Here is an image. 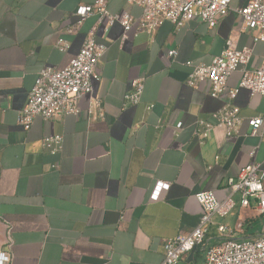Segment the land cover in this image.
Listing matches in <instances>:
<instances>
[{"label":"crops","instance_id":"1","mask_svg":"<svg viewBox=\"0 0 264 264\" xmlns=\"http://www.w3.org/2000/svg\"><path fill=\"white\" fill-rule=\"evenodd\" d=\"M92 1L0 0V252L9 255V264H160L164 241L197 226L196 193L211 191L221 201L240 168L253 161L264 170V136H251L248 125L264 115V97L245 89L232 100L227 92L211 97L208 82L187 84L185 65L211 63L229 41L250 48L247 68H257L264 60V42L253 41L257 32L229 12L213 27L193 19L145 33L134 25L122 41L121 26L107 28L97 16L76 26L75 10ZM244 3L230 0V7ZM106 6L133 19L142 12L127 0H107ZM90 35L107 48L99 80L78 102L81 116H36L22 129L17 115L39 71L65 68ZM60 38L65 51L56 47ZM172 50L176 55L169 57ZM240 78V71L232 73L227 90ZM134 79L143 83L136 104L124 99ZM225 105L239 110L234 135L212 128L198 137L200 122L214 125L213 115ZM51 135L62 136L56 153L42 146ZM159 183L169 186L154 200ZM235 199L204 245L177 264H202L205 249L222 241L217 224L234 230L237 240L264 231L250 232L264 217L255 202L242 207Z\"/></svg>","mask_w":264,"mask_h":264},{"label":"built area","instance_id":"2","mask_svg":"<svg viewBox=\"0 0 264 264\" xmlns=\"http://www.w3.org/2000/svg\"><path fill=\"white\" fill-rule=\"evenodd\" d=\"M141 8V16L133 19L128 13L111 14L107 10V0H93L90 5L77 7L74 15L78 18L76 26L90 16H97L99 21L105 20L107 28L118 24L123 29L121 40L127 39V33L136 25L137 31L152 33L164 22H170L181 27L193 19H199L208 26L217 24L220 17L229 12L240 16L243 27L250 32H257L253 41L264 42V0H245L240 8L232 9L230 0H127ZM56 47L65 51L67 46L63 39H58ZM106 45L97 43L92 35L84 42L79 52L69 64L56 70L45 67L39 71L34 86L28 93L24 107L17 115V124L28 130L32 119L36 116L44 120H53L64 115L81 116L78 102L83 95L91 94L92 82L99 80L98 62L106 51ZM252 51L248 47L235 48L227 41L223 51L209 64H192L186 62L190 69L187 84L195 87L199 83L208 82L211 87V97H217L227 92L229 99H234L239 90L245 89L250 96L264 97V60L254 69H248ZM176 51L168 52L174 57ZM240 71L241 78L236 88L227 90V80L232 73ZM132 92L124 99L136 104L140 100L143 83L140 79L130 82ZM95 104H98L97 101ZM215 124H205L203 129H197L198 137H206L212 128H221L226 137L234 135L241 118L237 107L223 106L214 115ZM250 135L264 136V115L248 121ZM181 125H177L179 129ZM62 136L51 135L42 140V146L56 153L61 149ZM254 157L255 151L249 154ZM168 184L159 183L158 191L151 195L156 200L159 192L168 189ZM229 194L219 201L211 191H203L194 195L201 208L197 226L188 233H179L163 243V260L160 264H177L181 257L204 245L211 227L216 220L227 217L236 206V199L242 207H249L250 201L255 202L257 213L264 216V170L261 164L251 161L240 168L237 179H228ZM241 231L238 225L235 229ZM217 232L222 241L204 251L202 264H264V231L255 238L237 240L234 230L223 224H217ZM10 257L6 252H0V264H9Z\"/></svg>","mask_w":264,"mask_h":264},{"label":"rangeland","instance_id":"3","mask_svg":"<svg viewBox=\"0 0 264 264\" xmlns=\"http://www.w3.org/2000/svg\"><path fill=\"white\" fill-rule=\"evenodd\" d=\"M264 229V217H258L250 230V232L257 233Z\"/></svg>","mask_w":264,"mask_h":264}]
</instances>
